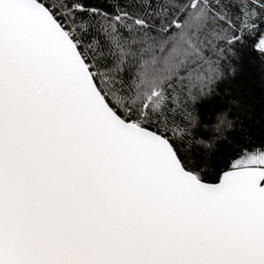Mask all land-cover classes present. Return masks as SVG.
Returning a JSON list of instances; mask_svg holds the SVG:
<instances>
[{
    "label": "snow or ice",
    "instance_id": "1",
    "mask_svg": "<svg viewBox=\"0 0 264 264\" xmlns=\"http://www.w3.org/2000/svg\"><path fill=\"white\" fill-rule=\"evenodd\" d=\"M249 55L264 0H0V264H264V146L197 111Z\"/></svg>",
    "mask_w": 264,
    "mask_h": 264
},
{
    "label": "trees",
    "instance_id": "2",
    "mask_svg": "<svg viewBox=\"0 0 264 264\" xmlns=\"http://www.w3.org/2000/svg\"><path fill=\"white\" fill-rule=\"evenodd\" d=\"M237 102L243 106L245 133L239 138V147L264 146V64L255 56H247L235 75L220 81L212 96L198 104L197 111L205 119H214L218 111H241ZM226 164L227 160H221V169ZM208 175L209 182H214L215 173Z\"/></svg>",
    "mask_w": 264,
    "mask_h": 264
}]
</instances>
